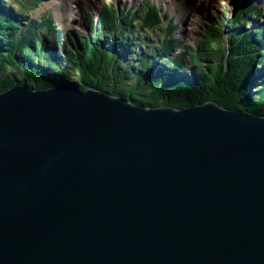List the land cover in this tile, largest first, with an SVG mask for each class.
<instances>
[{
    "label": "water",
    "instance_id": "1",
    "mask_svg": "<svg viewBox=\"0 0 264 264\" xmlns=\"http://www.w3.org/2000/svg\"><path fill=\"white\" fill-rule=\"evenodd\" d=\"M40 81L0 94V264H264V116Z\"/></svg>",
    "mask_w": 264,
    "mask_h": 264
},
{
    "label": "trees",
    "instance_id": "2",
    "mask_svg": "<svg viewBox=\"0 0 264 264\" xmlns=\"http://www.w3.org/2000/svg\"><path fill=\"white\" fill-rule=\"evenodd\" d=\"M0 8V93L18 85L36 91L45 90L44 83L40 81L43 75L45 79L58 81L59 84L74 87L80 92L88 89L104 92L134 106L186 108L210 102L224 108L238 109L247 115L264 116V85L259 86L256 76L259 66L263 64L264 54L259 50V47L262 49V44L256 33L254 35L258 41L254 36L244 35V44L241 45V37H238L236 28L234 31L237 34L219 27L209 29L198 46V49L202 48L205 52H200L201 55L197 50L192 53L193 64L199 70L191 75L178 77L175 81H164L151 77L149 72L153 69V64L145 57L125 59L134 46L131 50L130 44L122 42H118L119 45L106 41L101 43L97 34L85 43L80 40L72 42L69 37L75 55L67 53L59 57L57 61L61 66L53 61L54 57L51 63L32 40L26 37L19 40L15 36L18 24L6 15V8L1 5ZM133 11L131 9L128 12L135 18ZM137 12L140 13L132 21L125 19L129 17L121 19L118 11L115 17L120 22H134V25H139L146 15L159 17L158 12L151 8ZM110 22L107 19L106 27ZM140 25L142 26L137 28V36L139 45L143 47L142 37L146 31L145 26ZM231 25L234 24L229 23L226 29ZM122 30L126 28L123 27ZM249 30L248 24L241 28L245 34ZM27 34L33 37L29 32ZM161 60L162 58H158L153 63L157 65ZM2 76H6V79Z\"/></svg>",
    "mask_w": 264,
    "mask_h": 264
},
{
    "label": "rangeland",
    "instance_id": "3",
    "mask_svg": "<svg viewBox=\"0 0 264 264\" xmlns=\"http://www.w3.org/2000/svg\"><path fill=\"white\" fill-rule=\"evenodd\" d=\"M15 1V0H14ZM22 0H18V3L19 2H21ZM226 3H224V5H225ZM18 8H20V7H18ZM233 8V6L232 5H226V8H225V10L227 11V13L229 14V16H231V14H233L234 13V11H235V9H236V5H235V8L234 9H232ZM1 9V8H0ZM204 9H206L204 12L207 14V15H209V17H206L205 19H203V20H201V21H197V17H195V15H194V19L191 17V16H189V15H187L186 14V17H187V22L188 23H192V22H197V25H198V29H196L195 28V30L197 31V33H195V37H194V41H193V43L192 44H196L199 40H200V34L204 31V28H203V24L205 23V22H211V23H214V24H217L218 26H220V28L221 27H223V26H226L227 25V23L223 20L222 21V23L221 22H219V21H216V19H217V17L220 15V13H221V8L219 7V3H218V5L217 6H215L214 5V7H213V10L214 11H212V13H211V6H208L207 8L205 7ZM226 11H224V12H226ZM44 12H46V10L44 9V8H42V7H40V9H38V10H36V11H32V12H29V15L31 16V18H33V19H40L41 17H42V15L44 14ZM202 12L203 11H201V14H202ZM203 12V14H205ZM194 14V13H193ZM25 15H27L26 13H23V12H21V19H22V24L23 25H25L26 23H27V21L26 20H24V16ZM98 17L97 16H91V17H89L88 19H87V23H88V25L90 26V28H92L95 24H96V22H97V19ZM198 18H200V16L198 17ZM57 22L58 23H61V26L63 27V28H65V29H67V30H69V31H71L72 32V36L73 37H78V39L80 40V41H84V40H81V37H80V35L79 34H85V32H84V30H85V27H84V25H85V22H82L81 23V28H80V31L81 32H79V31H76L74 28H72V27H70L69 25H67L63 20L62 21H60V20H57ZM223 24V25H222ZM191 28V30L189 31V32H193V28L192 27H190ZM6 30L7 29H5L4 30V33L6 32ZM19 30V29H18ZM231 30V29H230ZM230 30H228V32L230 31ZM100 32H102V34H103V38L102 37H100L101 39H100V41H101V43H103V41H106L107 43L108 42H110V44H117L118 43V39L116 38V37H114L113 35H111L110 34V31H108V30H100ZM231 32V31H230ZM90 33V32H89ZM110 34V35H109ZM68 35H71V33H68ZM90 35H91V33H90ZM176 35H177V33H176ZM246 35H248V34H246ZM250 35H252V34H250ZM87 36H89V34L87 35L86 34V36L85 37H87ZM187 36H190V35H187ZM240 36V34H239V32H238V37ZM254 35H252V37H253ZM258 36H260L259 34H258ZM28 40H32V37H29L28 36V34L25 36ZM70 37V36H69ZM164 37V35L162 34V33H159L156 37H155V41L154 42H157V41H161L162 40V38ZM244 37V36H243ZM60 39L63 41V40H68V38L65 36V35H61L60 36ZM255 40H257L256 38H255ZM258 41V40H257ZM48 45V44H47ZM117 45H119V44H117ZM199 45V44H198ZM49 46V45H48ZM72 46H73V44H72ZM240 46V45H239ZM50 47V46H49ZM66 47V46H65ZM245 47H246V45H245ZM52 48L54 49V45L52 46ZM51 48V49H52ZM66 49V48H65ZM138 51H141L140 52V56L141 57H148V53L151 51V50H149V49H137V50H135V51H131V52H128V54H127V56H125V59H133V58H135V56H136V54L135 53H138ZM167 51H169V52H171L172 54L174 53V52H176L175 51V46L173 47V48H171V49H169V50H167ZM197 52L199 53V55H201V53L202 52H205V50L204 49H198L197 48ZM201 52V53H200ZM59 53V52H58ZM57 57H59V55L57 56ZM147 59V58H146ZM252 59L253 60H255L253 57H252ZM61 60L63 61V59L61 58ZM156 59H155V57L154 56H152V58L151 59H148V61L149 62H151L152 64H153V69L152 70H150V75H151V77H153V79H155V78H157V79H164V81H167L168 79L169 80H176L175 78H176V76H174V74L173 73H171V72H169L168 71V69L166 68V67H162V65H156V64H154L153 62L155 61ZM64 61H65V58H64ZM261 69H263L264 68V66H261L260 67ZM153 70H155V71H153ZM147 73V72H146ZM186 75V74H185ZM2 77H4L3 79H6V76H2ZM26 85V84H25ZM27 87V86H26ZM249 116H253V115H249Z\"/></svg>",
    "mask_w": 264,
    "mask_h": 264
},
{
    "label": "bare ground",
    "instance_id": "4",
    "mask_svg": "<svg viewBox=\"0 0 264 264\" xmlns=\"http://www.w3.org/2000/svg\"><path fill=\"white\" fill-rule=\"evenodd\" d=\"M153 2H152V6L151 7H148V1H145V2H143V0H131V2H130V0H125V5H127L126 6V9H127V11H129V10H131V9H133V10H136V11H146L147 9H153V10H156L157 12H158V15H159V17H162V18H167L168 17V15H166L165 14V12H166V10H164L163 8H162V6L160 5V4H163L167 9H168V7H169V0L168 1H166V2H164L163 0H152ZM206 1L207 0H195V6H196V8H197V11L196 10H194V13H195V15H200L201 13H200V11H203L204 12V10H203V8H202V6H204V8L206 7ZM227 1H230V0H225V1H223L224 3H226V4H228V2ZM230 4V3H229ZM148 7V8H147ZM212 11H214V10H212ZM203 12H202V14L201 15H204L203 14ZM197 17H199V16H197ZM202 19V18H201ZM244 26H247V24H245ZM190 27H192L193 29H194V26L193 25H190L188 28H187V26L185 27V29L183 30V31H181V32H178L177 33V36L179 37L180 36V33H183L184 35L183 36H187V35H192V33L191 32H189L190 30H191V28ZM246 28V27H245ZM248 29V28H247ZM145 31H146V28L144 29ZM68 33H71V31H69ZM140 39V38H139ZM67 53H68V51H67ZM56 56H58V53H57V55ZM59 59V57H54V59ZM158 58H162L160 55L156 58V59H158ZM52 59V58H51ZM53 60V59H52ZM156 61V60H155ZM151 63V62H150ZM160 63V61H158V64ZM263 63V62H262ZM157 64V65H158ZM263 65H264V63H263ZM14 87H16V86H14ZM13 88V87H12ZM9 89H11V87H9L7 90H9ZM7 90H5V91H7ZM34 90V89H33ZM5 91H3V92H5ZM79 91V90H78ZM3 92H1V93H3ZM80 92V91H79ZM0 93V94H1ZM146 98V97H145Z\"/></svg>",
    "mask_w": 264,
    "mask_h": 264
}]
</instances>
